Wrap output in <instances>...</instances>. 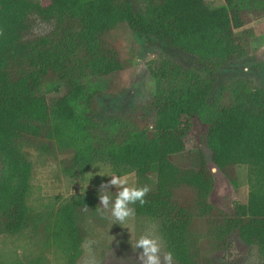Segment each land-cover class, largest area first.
<instances>
[{
    "label": "trees",
    "instance_id": "trees-1",
    "mask_svg": "<svg viewBox=\"0 0 264 264\" xmlns=\"http://www.w3.org/2000/svg\"><path fill=\"white\" fill-rule=\"evenodd\" d=\"M140 3L0 0V236L43 227L65 245L67 264H76L83 239L79 216L100 206V190L93 189L62 204L53 219L36 216L29 204L33 166L23 151L26 141L42 151L55 145L70 149L69 165L63 167L69 175L97 163L110 164L118 174L134 172L137 185L151 189L144 205H134L136 213L160 222L168 251L181 264H211L202 260L192 239L194 210L214 224L221 243L236 234L257 246L264 258V88L242 78L222 84L213 94L220 70L245 52L235 30L248 23V5L264 9V0H225L217 7L205 0ZM36 19L53 23V29L29 38ZM121 22L148 44L164 43L192 55L196 64L170 59L151 67L155 125L123 126L113 137H100L90 115L96 91L85 79L124 69L118 52L105 40ZM201 70L213 79L205 81ZM56 82L65 84L67 91L50 104L41 88ZM193 113L210 124L207 141L219 169L228 174L238 165L248 168V202L235 204L229 213L209 201L214 179L205 162L182 167L173 160L186 148L182 122ZM183 187L195 191V209L177 199ZM0 264L48 262L44 255L10 259L0 254Z\"/></svg>",
    "mask_w": 264,
    "mask_h": 264
},
{
    "label": "rangeland",
    "instance_id": "rangeland-1",
    "mask_svg": "<svg viewBox=\"0 0 264 264\" xmlns=\"http://www.w3.org/2000/svg\"><path fill=\"white\" fill-rule=\"evenodd\" d=\"M136 1L140 6L141 0ZM205 2L210 7H217L224 4L225 0ZM247 8H250L248 23L235 30L245 46V52L230 67L220 70L214 95L221 91L222 84L228 85L242 78L264 88V9L262 5L254 8L248 5ZM53 26L51 22L36 19L28 37L46 34ZM105 40L116 49L125 67L108 76L85 79L89 87L96 91L90 115L97 123L98 136L113 137L123 126L133 129L152 128L156 122V81L151 67L170 59L195 67L194 57L157 41L148 44L147 39L134 31L127 22H121L108 32ZM200 72L205 81L213 79L209 72ZM54 85L59 86L58 91L54 89ZM54 85H44L41 88L50 104L67 91V86L63 83L56 82ZM182 126L186 148L174 155V162L182 167L206 163L214 179L209 201L216 208L229 213L235 204L247 203V166L238 165L228 174L219 169L212 160L207 141L210 124L197 113L188 115ZM22 147L33 166L29 204L36 216L53 219L59 207L76 194L100 190L102 183L111 179L108 175H102L106 172L124 175L116 173L110 164L105 163H97L83 173L69 175L64 172L63 167L69 165L73 154L70 149L55 145L50 151H42L34 143L26 141L22 143ZM134 179L138 183L136 174ZM151 179L152 184H155L156 176L153 175ZM107 191L114 198L116 188L113 186ZM177 199L191 208L196 207V194L192 188H180ZM194 211L192 239L203 261L211 264H264L257 246L246 244L236 234L230 235L226 242L221 243L215 235L214 224L199 216L197 210ZM78 221L83 239L76 264H140L137 256L141 250L134 251L130 240L134 243L136 238L149 231H154L160 237L162 251L169 252L160 231V222L139 215L136 211L134 218L127 222L128 227L114 223L101 205L95 210L81 213ZM65 252L63 242H55L43 227L40 230L28 228L21 234L0 236V254L10 259L44 255L48 264H67ZM173 264L181 263L173 257Z\"/></svg>",
    "mask_w": 264,
    "mask_h": 264
},
{
    "label": "clouds",
    "instance_id": "clouds-1",
    "mask_svg": "<svg viewBox=\"0 0 264 264\" xmlns=\"http://www.w3.org/2000/svg\"><path fill=\"white\" fill-rule=\"evenodd\" d=\"M102 175H108L111 179L100 186V205L108 211L109 218L114 223L128 227L127 222L135 216V208L130 205L137 202L144 205L145 197L151 189L148 185L138 186L134 173L117 175L106 172ZM113 186L116 188L114 198L107 191ZM130 243L134 251L141 250L137 256L140 264H173V254L162 251L161 239L154 231L145 232L134 243L130 240Z\"/></svg>",
    "mask_w": 264,
    "mask_h": 264
}]
</instances>
